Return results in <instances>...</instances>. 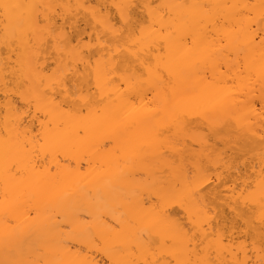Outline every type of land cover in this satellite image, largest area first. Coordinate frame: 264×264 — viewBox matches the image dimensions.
I'll list each match as a JSON object with an SVG mask.
<instances>
[{"label": "bare ground", "instance_id": "6f19581e", "mask_svg": "<svg viewBox=\"0 0 264 264\" xmlns=\"http://www.w3.org/2000/svg\"><path fill=\"white\" fill-rule=\"evenodd\" d=\"M264 0H0V264H261Z\"/></svg>", "mask_w": 264, "mask_h": 264}, {"label": "snow or ice", "instance_id": "6c2138e0", "mask_svg": "<svg viewBox=\"0 0 264 264\" xmlns=\"http://www.w3.org/2000/svg\"><path fill=\"white\" fill-rule=\"evenodd\" d=\"M261 264H264V261H262Z\"/></svg>", "mask_w": 264, "mask_h": 264}]
</instances>
